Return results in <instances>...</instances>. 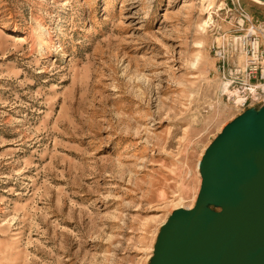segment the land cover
Here are the masks:
<instances>
[{
	"label": "rangeland",
	"instance_id": "obj_1",
	"mask_svg": "<svg viewBox=\"0 0 264 264\" xmlns=\"http://www.w3.org/2000/svg\"><path fill=\"white\" fill-rule=\"evenodd\" d=\"M238 8L264 19L259 0H0V264L149 263L243 112L213 50Z\"/></svg>",
	"mask_w": 264,
	"mask_h": 264
},
{
	"label": "water",
	"instance_id": "obj_2",
	"mask_svg": "<svg viewBox=\"0 0 264 264\" xmlns=\"http://www.w3.org/2000/svg\"><path fill=\"white\" fill-rule=\"evenodd\" d=\"M198 170L193 207L161 225L148 264H264V103L221 129Z\"/></svg>",
	"mask_w": 264,
	"mask_h": 264
},
{
	"label": "built area",
	"instance_id": "obj_3",
	"mask_svg": "<svg viewBox=\"0 0 264 264\" xmlns=\"http://www.w3.org/2000/svg\"><path fill=\"white\" fill-rule=\"evenodd\" d=\"M238 9L233 32H223L213 50L223 72L221 96L244 111L264 103V19L255 20Z\"/></svg>",
	"mask_w": 264,
	"mask_h": 264
},
{
	"label": "bare ground",
	"instance_id": "obj_4",
	"mask_svg": "<svg viewBox=\"0 0 264 264\" xmlns=\"http://www.w3.org/2000/svg\"><path fill=\"white\" fill-rule=\"evenodd\" d=\"M259 1H261V0H259ZM262 2V1H261ZM264 3V2H263ZM212 5V2H210V4L208 5V7L209 6H211ZM248 14V16H250V17H252L249 13H247ZM253 107V106H252Z\"/></svg>",
	"mask_w": 264,
	"mask_h": 264
}]
</instances>
